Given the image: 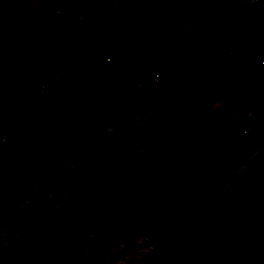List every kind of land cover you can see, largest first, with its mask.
<instances>
[{"label": "rangeland", "instance_id": "obj_1", "mask_svg": "<svg viewBox=\"0 0 264 264\" xmlns=\"http://www.w3.org/2000/svg\"><path fill=\"white\" fill-rule=\"evenodd\" d=\"M12 1L0 0V23ZM218 1L225 2L232 21L229 33L237 39L230 47L232 37L228 35L226 46L233 51L226 56L238 55V62L231 59L225 68L162 91L137 87L138 77L145 85L150 77L135 71L137 65L122 69L126 70L122 78L118 70L113 73L115 60L104 64L121 37L112 32L118 21L101 23L105 5L99 4L94 20L98 44L79 77L80 81L88 79V88L80 87L47 113L38 144L46 168L37 188L45 190L43 197L49 208L60 213L56 226L60 236L46 247L37 264H228L227 250L235 249L232 242L224 244L206 236L223 224L244 196L264 189V140L253 136L264 123V0ZM58 2L49 0V9L54 10ZM116 2L107 1V12L121 11L124 2ZM39 9L36 3L30 10L36 14ZM78 9L79 0H65V13L60 14L54 34L59 54L68 50L78 30ZM16 23L17 40L27 45L23 16ZM2 40L0 36V60ZM151 46L155 49V40ZM26 60L24 55L14 58L12 65ZM149 68L148 74H152V65ZM217 75L220 81L213 86L209 82ZM127 82H133L130 90L125 87ZM212 90L216 91L211 96ZM138 95L142 97L139 103ZM59 99L60 94H56L40 106L49 109ZM127 114L130 116L125 120ZM124 138L144 157L152 152V141L160 139L163 150L159 160L173 165L202 156V150H213L193 179L194 187L207 188L208 195L199 200L200 227L186 228L187 253L166 261L175 248L162 246L161 234L174 216L154 219L165 207L167 195L152 190L150 182L156 177L150 166L143 161L122 183L117 182L122 170L116 165L122 151L127 152ZM229 160L233 174L207 186ZM247 264L257 262L253 259Z\"/></svg>", "mask_w": 264, "mask_h": 264}, {"label": "trees", "instance_id": "obj_2", "mask_svg": "<svg viewBox=\"0 0 264 264\" xmlns=\"http://www.w3.org/2000/svg\"><path fill=\"white\" fill-rule=\"evenodd\" d=\"M48 1L13 0L0 23L4 50L0 60V264H37L46 247L60 236L56 232L60 213L49 208L43 197L45 190L37 188L46 168L45 156L38 144L47 113L68 100L80 87L88 88V79L80 81L79 77L98 44L94 20L99 0H79L78 30L68 50L61 54L54 47V34L60 14L65 13V0H59L54 10L49 9ZM36 3L40 9L34 14L30 9ZM20 15L25 22L24 35L29 37L27 45L17 40L16 20ZM23 55L26 61L12 65L14 58ZM153 87L158 88L159 83L146 84V88ZM56 94H60V99L49 109L40 106ZM19 102L22 103L8 124ZM125 116L128 120L130 115ZM253 136L264 140V123ZM122 144L127 152L122 151L116 165L122 170L117 182L122 183L143 161L150 166L156 177L152 181H158L150 182L152 190L167 195L165 207L154 219L174 216L161 234L162 246L175 248L166 261L187 253L186 228L200 227L203 219L197 214L199 200L208 195L207 188L194 187L193 179L213 150H202V156H191L183 164L173 165L159 160L163 150L160 139L152 141V152L146 157L136 152L127 138ZM233 172L229 160L207 186ZM178 209L181 210L179 215L176 214ZM208 215L204 213L203 217L208 218ZM207 238L224 244L232 242L235 249L227 250L228 264H247L253 259L257 264H264V189L244 196Z\"/></svg>", "mask_w": 264, "mask_h": 264}, {"label": "crops", "instance_id": "obj_3", "mask_svg": "<svg viewBox=\"0 0 264 264\" xmlns=\"http://www.w3.org/2000/svg\"><path fill=\"white\" fill-rule=\"evenodd\" d=\"M107 1L99 2L105 5L101 23L109 25L118 21L112 32L121 37V43L114 45L116 49L108 53L104 64L110 65L115 60L113 73L118 70L116 73L122 78L126 72L122 69L128 64L137 65L139 69L135 71H143V77L149 75L146 81H156L162 91L167 86L185 84L190 78L200 79L205 72L225 68L231 59L238 62V55L226 56L233 51L226 46L227 37H232L229 33L232 21L221 0H192V3H188L189 0H114L124 2L120 12L118 9L107 12L110 6ZM153 40L155 49L152 50ZM235 40L232 37L230 47ZM139 61L142 64H138ZM149 65L153 67V75L148 74ZM137 79L140 84L137 87L146 86L139 77ZM217 81H220L219 75L209 83L214 86ZM132 86L133 82L125 84L129 90ZM136 93L140 95L139 90Z\"/></svg>", "mask_w": 264, "mask_h": 264}, {"label": "water", "instance_id": "obj_4", "mask_svg": "<svg viewBox=\"0 0 264 264\" xmlns=\"http://www.w3.org/2000/svg\"><path fill=\"white\" fill-rule=\"evenodd\" d=\"M21 103H22V102H19V103L16 105V107L13 109V111H12V113H11L9 119H8V124H9V121L12 119V117H13V115H14L16 109L21 105ZM5 142H6V141H5Z\"/></svg>", "mask_w": 264, "mask_h": 264}, {"label": "built area", "instance_id": "obj_5", "mask_svg": "<svg viewBox=\"0 0 264 264\" xmlns=\"http://www.w3.org/2000/svg\"><path fill=\"white\" fill-rule=\"evenodd\" d=\"M245 133H248L249 131H248V129H245V131H244Z\"/></svg>", "mask_w": 264, "mask_h": 264}]
</instances>
